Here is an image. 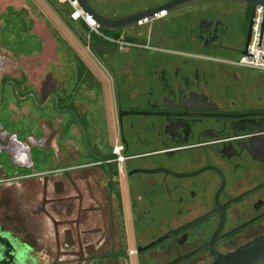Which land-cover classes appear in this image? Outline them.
<instances>
[{"label":"flooded vegetation","instance_id":"1","mask_svg":"<svg viewBox=\"0 0 264 264\" xmlns=\"http://www.w3.org/2000/svg\"><path fill=\"white\" fill-rule=\"evenodd\" d=\"M85 1L131 24L109 31V55L131 60L121 76L109 66L116 139L93 141L77 99L97 86L80 56L33 73L26 60L42 55L0 49V187L96 167L129 218L137 264H264V74L230 63L264 0Z\"/></svg>","mask_w":264,"mask_h":264},{"label":"rangeland","instance_id":"2","mask_svg":"<svg viewBox=\"0 0 264 264\" xmlns=\"http://www.w3.org/2000/svg\"><path fill=\"white\" fill-rule=\"evenodd\" d=\"M95 2L103 11L109 10V4ZM27 3L39 20L38 29L44 32L48 29L54 40L61 41L57 52L65 51L70 58L52 53L48 58L34 56L26 62L31 64L33 73L52 71L55 67L66 71L73 68L72 54L76 53L94 74L99 72L103 87L85 94L88 88L83 85L77 102H81V109L91 122L93 141L100 146L101 142L109 144L110 139L113 143L116 131L109 66L121 76L128 72L131 60L115 55H107L101 61L93 57L83 45L88 34L78 30L80 36L76 35L47 0H0L1 51L18 55L40 46V40L26 32L31 24L30 19L25 20L27 12L16 10ZM53 46L51 43L50 48ZM34 76L37 80L39 75ZM109 182L106 172L94 167L2 186L0 233L30 248L28 264L32 258L36 264H137V257L129 255L136 246L129 218L118 213L117 198ZM121 184L119 178L122 190ZM3 248L0 244V253ZM123 251L126 255L114 256Z\"/></svg>","mask_w":264,"mask_h":264},{"label":"built area","instance_id":"3","mask_svg":"<svg viewBox=\"0 0 264 264\" xmlns=\"http://www.w3.org/2000/svg\"><path fill=\"white\" fill-rule=\"evenodd\" d=\"M58 4L65 5L69 9V18L73 22H83L87 28L95 34L109 40L102 34L99 24L91 15L85 13L79 6L77 0H55ZM164 12L162 11L161 14ZM160 15L157 14L156 17ZM238 67L264 74V7L257 6L253 11L248 43L244 45L240 56L230 61ZM116 162L122 163V155L118 146L114 147ZM133 251L129 252L132 255Z\"/></svg>","mask_w":264,"mask_h":264},{"label":"trees","instance_id":"4","mask_svg":"<svg viewBox=\"0 0 264 264\" xmlns=\"http://www.w3.org/2000/svg\"><path fill=\"white\" fill-rule=\"evenodd\" d=\"M47 1L54 8V10L58 12V14H60V16L64 19L68 27H70L71 30L74 31L76 35L80 36V32L78 31L79 28L77 29L75 27V23L79 25L82 32L88 34V39L90 40L88 47L90 48V51L97 59L101 61L102 59H104L105 56L109 55V40L103 38L102 36L95 34L94 32H91L83 22L71 21L69 18V9L65 5L58 4L55 0H47ZM101 32L104 36L109 37V31H104L101 29ZM83 43L84 45H87L85 41H83ZM80 66L83 69L85 76H88V77L92 76L89 70H87V68L85 67L83 63L80 62ZM94 81L96 83V86L99 88L100 87L99 82H97L96 80ZM111 184H110L111 192H114V188ZM117 255L123 256V255H126V252L123 251L121 253L119 252L118 254H114V256H117Z\"/></svg>","mask_w":264,"mask_h":264},{"label":"water","instance_id":"5","mask_svg":"<svg viewBox=\"0 0 264 264\" xmlns=\"http://www.w3.org/2000/svg\"><path fill=\"white\" fill-rule=\"evenodd\" d=\"M179 1L185 2L189 0H179ZM77 2L79 6L82 8V10L85 13L91 15L92 18L97 22V24H99L100 28L104 31L123 30L131 26V24L128 21L129 17L119 18V19H109V17L102 16L94 12L93 10H91V8L89 7V5L87 4L85 0H77ZM251 17H253V10H252ZM248 40H249V36L247 38L245 45L248 43ZM11 242L15 243L16 248L12 250L9 248L6 249L2 245L4 248L3 250H1V253H0V264H4L8 261H11L12 259H15V260L19 259L21 261L28 260L29 259L28 251L30 250V248L24 246L21 243L16 242L13 239L11 240ZM23 261L20 264H22Z\"/></svg>","mask_w":264,"mask_h":264},{"label":"crops","instance_id":"6","mask_svg":"<svg viewBox=\"0 0 264 264\" xmlns=\"http://www.w3.org/2000/svg\"><path fill=\"white\" fill-rule=\"evenodd\" d=\"M31 18V24H30V33L34 36H36L39 40H40V46L38 48H32L34 55H37V54H40L42 56H44L45 58H48L51 56L52 53L56 54L57 56H59V52L58 49H57V43H56V40L53 39V34L51 35V33L47 30H45L46 32H44L43 30L40 31V29H38V26H39V20L38 18H36L34 15ZM75 27L81 31V28L79 27V25L77 23H75ZM53 43V47L50 48V44ZM85 49L89 52L87 46H85ZM91 54V53H90ZM58 59V58H57ZM86 65V64H85ZM54 68V67H53ZM91 71V70H90ZM94 79L99 82L100 84V87L102 88V83L100 82L99 78H98V75H99V72L98 74H94L92 71H91ZM99 87V88H100Z\"/></svg>","mask_w":264,"mask_h":264}]
</instances>
